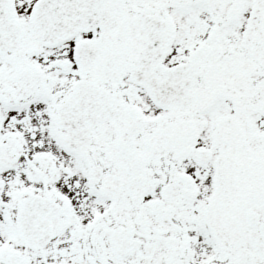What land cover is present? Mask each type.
I'll list each match as a JSON object with an SVG mask.
<instances>
[{"label": "snow or ice", "instance_id": "1", "mask_svg": "<svg viewBox=\"0 0 264 264\" xmlns=\"http://www.w3.org/2000/svg\"><path fill=\"white\" fill-rule=\"evenodd\" d=\"M0 264H264V0H0Z\"/></svg>", "mask_w": 264, "mask_h": 264}]
</instances>
